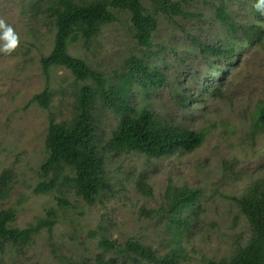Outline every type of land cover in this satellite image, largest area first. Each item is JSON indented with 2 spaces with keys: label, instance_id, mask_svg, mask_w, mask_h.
<instances>
[{
  "label": "rangeland",
  "instance_id": "obj_1",
  "mask_svg": "<svg viewBox=\"0 0 264 264\" xmlns=\"http://www.w3.org/2000/svg\"><path fill=\"white\" fill-rule=\"evenodd\" d=\"M54 1L0 0V20L11 25L18 37L11 52L0 51V175L8 171L13 179L0 211L15 207L12 226L17 228L48 217L50 209L56 212L53 227L43 228L29 244L4 243L0 264L113 259L121 256L120 248L129 239L141 240L160 254L180 248L186 264L229 257L251 235L233 197L244 193L253 180L264 178V129L252 130L254 112L264 102V22L252 14L251 0H190L184 5V16L154 12L158 28L149 48L136 42L129 13L119 10L118 20L105 24L89 47L79 39L70 42L72 55L84 58L114 82L128 72L131 57H143L161 71L164 81L145 94L136 86L132 105H149L167 121L208 130L195 150L161 159L136 152L110 153L106 168L113 176L114 192L94 204L86 203L72 185L46 193L35 190L47 179L41 166L47 157L44 139L50 117L70 120L83 83L64 67H52L49 77L43 70L40 57L52 50L55 40L50 17ZM146 6L154 11L150 2ZM219 8L228 9L236 31L221 22ZM253 24L261 27V35L249 42L245 30ZM199 42L234 47L235 53L231 59L212 58L200 53ZM4 43L0 40V46ZM47 85L53 92L49 110L30 103ZM214 85L221 91L218 96L209 92ZM183 94L191 97L188 107L180 102ZM95 107L98 138L105 141L117 128L119 117L100 101ZM171 182L200 192L196 211L182 215L188 225L178 229L164 210ZM148 187L151 193L146 192ZM57 197L67 203H59ZM106 239L115 248L108 247Z\"/></svg>",
  "mask_w": 264,
  "mask_h": 264
},
{
  "label": "trees",
  "instance_id": "obj_2",
  "mask_svg": "<svg viewBox=\"0 0 264 264\" xmlns=\"http://www.w3.org/2000/svg\"><path fill=\"white\" fill-rule=\"evenodd\" d=\"M190 0H55L50 7V17L56 28L52 50L40 57L47 77L52 67H64L76 78L83 81L74 98L70 120L58 121L50 117L45 137L47 157L41 168L44 179L35 187L36 192L46 193L60 190L64 185L75 187L76 193L86 203L94 204L102 196L114 192V180L107 170V157L111 154L136 152L148 158L161 159L177 152H190L203 144L208 130L191 129L177 122L167 121L159 116L149 105L134 107L132 90L136 86L145 92L164 81V76L155 66L143 57H131L128 60V72L118 75L116 81L109 80L102 72L94 69L84 58L69 52L70 42L81 40L85 47L96 39L105 24L118 20L116 10L127 11L132 22L133 36L142 47L152 46V36L158 28V19L154 12H162L167 17L184 16V5ZM146 2H150L151 11ZM251 0L252 14L264 22V11H258ZM221 22L236 31L237 24L229 22V11L218 9ZM249 42L261 35V27L251 25L245 30ZM197 41L196 39H194ZM200 53L212 58H232L234 47L224 49L218 45L199 42ZM222 71V70H219ZM91 80L92 83H86ZM209 90V89H208ZM210 94H221L213 86ZM52 90L47 85L35 94L30 103H38L49 110L52 102ZM186 95V96H185ZM100 101L113 109L119 117L117 128L110 138L100 141L98 138V118L95 114L96 102ZM191 97L180 95L183 107H188ZM253 133L264 129V102L254 112ZM12 175L6 171L0 175V201L8 197ZM146 188L145 184H141ZM151 193V188H147ZM169 219L173 228L188 225L189 220L182 216L197 209L200 197L199 189L179 187L170 183L166 190ZM59 203H67L57 197ZM241 214L249 222L251 235L246 242L236 246L234 252L219 260L210 258L206 264H264V178L250 182L244 193L233 197ZM17 209L10 207L0 211V247L4 243L13 246L29 244L32 237L43 228L51 229L55 224L56 212L48 210V217L40 218L37 223L26 228L12 226ZM179 237L176 240H180ZM108 247L115 248L113 242L104 241ZM121 256L113 259H97L95 262L79 261L74 264H186V255L181 249L160 254L152 246L141 240L129 239Z\"/></svg>",
  "mask_w": 264,
  "mask_h": 264
},
{
  "label": "clouds",
  "instance_id": "obj_3",
  "mask_svg": "<svg viewBox=\"0 0 264 264\" xmlns=\"http://www.w3.org/2000/svg\"><path fill=\"white\" fill-rule=\"evenodd\" d=\"M253 6L258 11H264V0H256ZM0 40H6V43L0 46V51L5 53L11 52L18 44V37L14 33V29L3 20H0Z\"/></svg>",
  "mask_w": 264,
  "mask_h": 264
}]
</instances>
